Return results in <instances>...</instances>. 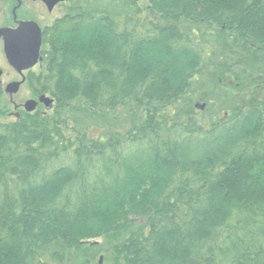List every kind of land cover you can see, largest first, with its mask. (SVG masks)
Wrapping results in <instances>:
<instances>
[{
	"label": "trees",
	"instance_id": "16d2710c",
	"mask_svg": "<svg viewBox=\"0 0 264 264\" xmlns=\"http://www.w3.org/2000/svg\"><path fill=\"white\" fill-rule=\"evenodd\" d=\"M46 44L0 264H264V0H74Z\"/></svg>",
	"mask_w": 264,
	"mask_h": 264
},
{
	"label": "flooded vegetation",
	"instance_id": "af4514ba",
	"mask_svg": "<svg viewBox=\"0 0 264 264\" xmlns=\"http://www.w3.org/2000/svg\"><path fill=\"white\" fill-rule=\"evenodd\" d=\"M73 1L0 0V93L11 99L16 110L15 119H20L21 115L27 112L25 105L28 101L39 102L42 96L50 97L34 93L32 79L44 70L49 29L62 24L72 8ZM23 28H26L24 34L16 36ZM38 36L41 37V48L35 66H29L27 61L13 62L10 59L17 42L25 43L26 47H29ZM10 91L16 93L11 96ZM24 91L30 93V98H20ZM42 108L46 109L45 105L39 102L35 111Z\"/></svg>",
	"mask_w": 264,
	"mask_h": 264
},
{
	"label": "water",
	"instance_id": "95a60500",
	"mask_svg": "<svg viewBox=\"0 0 264 264\" xmlns=\"http://www.w3.org/2000/svg\"><path fill=\"white\" fill-rule=\"evenodd\" d=\"M26 31V28L20 29L17 33L16 36L23 35L24 32ZM35 40V39H34ZM30 44V43H29ZM27 45L25 43H20L17 42L14 45V50L13 54L10 57V59L15 62V61H27L29 66L33 67L36 65L38 62L39 56H40V48H41V37L38 36V38L32 42V44L29 47H26ZM19 87V85H16ZM16 93V91H10L9 94L13 96ZM40 103H43L45 107L51 108L53 106L54 100L50 97L42 96L40 98ZM36 101H28L25 105V110L28 113H32L36 110V107L38 106V103ZM100 263H103V259L101 258Z\"/></svg>",
	"mask_w": 264,
	"mask_h": 264
},
{
	"label": "rangeland",
	"instance_id": "374dc122",
	"mask_svg": "<svg viewBox=\"0 0 264 264\" xmlns=\"http://www.w3.org/2000/svg\"><path fill=\"white\" fill-rule=\"evenodd\" d=\"M30 96H31L30 93H28L27 91H24L23 93H21L20 98L28 99V98H30ZM0 104H1V106H3L4 110L7 112L6 120H9V121L14 120L15 119L14 114H15L16 110H15L9 96H6V95L2 96V98L0 100ZM68 264H78V263L75 260H70V263H68Z\"/></svg>",
	"mask_w": 264,
	"mask_h": 264
}]
</instances>
